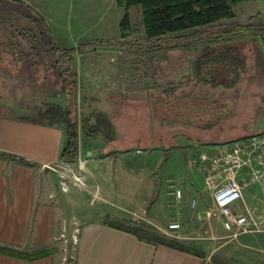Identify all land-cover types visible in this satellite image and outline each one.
Wrapping results in <instances>:
<instances>
[{
  "label": "rangeland",
  "instance_id": "rangeland-1",
  "mask_svg": "<svg viewBox=\"0 0 264 264\" xmlns=\"http://www.w3.org/2000/svg\"><path fill=\"white\" fill-rule=\"evenodd\" d=\"M18 1H0V116L55 124L63 132L65 120H71L76 125V157L63 159L53 168L82 177L89 190L104 200L93 204L89 191L52 169H44L47 181L60 195L65 236L60 246L62 263L74 258V236L85 224L117 218L116 222L127 226H142L107 202L140 211L128 201L142 199L149 209L156 197L162 202L174 199L168 188L174 182L184 191L180 203L197 201L192 214L200 203L209 207L203 178L191 164L193 159L210 147L264 131V78L255 68L253 42L248 37L242 40L248 72L233 89L214 88L194 79L192 68L201 55V42L144 51L128 46L99 47L76 54L74 67L66 72L56 63L51 48L43 59L31 55L23 42L21 31L29 27L32 16L28 6L41 15L59 49L76 48L97 39L138 42L146 37L143 9L130 8V29L122 32L124 9L116 0ZM233 10L235 17L222 24H264V0L238 3ZM257 43L261 45L260 40ZM216 78L220 81L222 75ZM115 188L129 205L105 194ZM249 193L247 204L256 209L262 229L261 233L249 234L255 241L252 253H246L239 238L229 236L218 217L196 218L197 224L189 221L191 235L209 238L189 242L193 246L199 242L202 245L198 248L232 264L264 262V193L257 187ZM174 201L171 208L183 214L176 206L180 203ZM111 210L118 215H109Z\"/></svg>",
  "mask_w": 264,
  "mask_h": 264
},
{
  "label": "crops",
  "instance_id": "crops-1",
  "mask_svg": "<svg viewBox=\"0 0 264 264\" xmlns=\"http://www.w3.org/2000/svg\"><path fill=\"white\" fill-rule=\"evenodd\" d=\"M64 141V132L59 127L0 116V247L28 255L52 251L49 256L32 261L0 253V264H62L63 212L60 195L54 184L47 181L44 166L61 161ZM203 192L209 199V207L198 204L196 217L191 213L190 200L176 205L178 210L184 211L182 214L171 208L174 199L162 202L161 198L156 197V202L147 209L142 199L135 198L130 202L122 197L118 189L105 194L109 199L117 196L122 201H128L131 206L141 208L140 211L146 209L154 220L161 222H158L161 226L179 221L183 226L182 234L186 236L192 234L188 222L192 220L197 224V211L213 207L210 195L204 189ZM122 204L129 205L126 202ZM109 215L118 213L111 210ZM115 219L88 223L78 230L75 264H232L220 256L216 258L217 254H208L205 249L198 248V245H202L199 242L195 246L205 257L147 243L112 227L109 222L119 223ZM251 238L250 235L239 237L238 243L246 253H252L255 249L252 244L255 241ZM183 243L194 245L189 241ZM221 249L222 246L219 252Z\"/></svg>",
  "mask_w": 264,
  "mask_h": 264
},
{
  "label": "trees",
  "instance_id": "trees-1",
  "mask_svg": "<svg viewBox=\"0 0 264 264\" xmlns=\"http://www.w3.org/2000/svg\"><path fill=\"white\" fill-rule=\"evenodd\" d=\"M6 1L19 2L18 0ZM248 1L250 0H116L118 6L124 9V16L120 23L122 32L130 29V8L138 6L143 9L146 28L144 39L130 44L112 39H97L81 44L76 48L66 49L56 47L46 22L35 9L28 6L32 16H29V27L21 31V38L33 56L41 55L43 59H46L48 47L51 48L56 56V63L66 72L74 67L76 54H82L99 47L128 46L134 51H144L146 49H173L201 42L199 46L201 55L194 62L192 68L194 79L202 80L214 88L223 86L227 89H233L248 72L247 57L243 52V44L245 43L242 41L243 38L248 37L253 42L255 68L259 75L264 78V24L235 26L222 24L225 20H231L235 17L233 5ZM188 31H193L190 36H181L182 33ZM259 40L261 45L257 43ZM219 74L222 75L220 81L216 78ZM48 115H50L49 112ZM65 122L64 135L66 139L60 160L76 157V125L68 119ZM40 125L58 127L55 124L44 123ZM1 156L2 154H0ZM109 224L133 234L147 243L165 245L205 257V254L195 246L160 236L148 229L150 227L144 225L142 226L147 228L132 227L120 222H109ZM0 253L32 261L47 257L52 251L28 255L0 247Z\"/></svg>",
  "mask_w": 264,
  "mask_h": 264
},
{
  "label": "built area",
  "instance_id": "built-area-1",
  "mask_svg": "<svg viewBox=\"0 0 264 264\" xmlns=\"http://www.w3.org/2000/svg\"><path fill=\"white\" fill-rule=\"evenodd\" d=\"M191 164L198 170L203 178V188L213 202V207L207 210H198V219L220 218L225 223L229 236L237 239L242 235L258 234L262 232L260 218L254 208L247 204V192L257 187L264 193V131L242 137L235 141L212 147L200 152ZM55 165H45V168L56 171L63 179L70 183L82 186L92 196V203L103 200L98 192L89 190L84 179L75 174L65 175L64 171L54 169ZM66 186L65 182H62ZM170 195L176 203L184 198V191L174 182L168 185ZM104 201V200H103ZM197 201H191V208L195 209ZM107 204L127 214L136 224L144 225L165 234L175 241H204V236L182 234V224L172 221L166 226H161L147 212L135 211L120 206L114 202ZM65 236L62 235V238ZM77 244V236H74ZM62 264H75L74 258L64 259Z\"/></svg>",
  "mask_w": 264,
  "mask_h": 264
}]
</instances>
